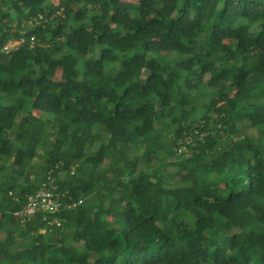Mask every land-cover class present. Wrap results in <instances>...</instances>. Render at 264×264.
I'll use <instances>...</instances> for the list:
<instances>
[{
  "label": "trees",
  "instance_id": "trees-1",
  "mask_svg": "<svg viewBox=\"0 0 264 264\" xmlns=\"http://www.w3.org/2000/svg\"><path fill=\"white\" fill-rule=\"evenodd\" d=\"M0 264H264V0H0Z\"/></svg>",
  "mask_w": 264,
  "mask_h": 264
},
{
  "label": "built area",
  "instance_id": "built-area-1",
  "mask_svg": "<svg viewBox=\"0 0 264 264\" xmlns=\"http://www.w3.org/2000/svg\"><path fill=\"white\" fill-rule=\"evenodd\" d=\"M60 15V13H58ZM25 44L24 39H19L17 41H10L3 51L5 53H10L13 50H19ZM34 38L32 39V46H34ZM208 132L200 133L195 131V135L203 138ZM184 140L182 141V146L178 150V154L189 153V145H194V138L190 135H185ZM68 197V192L60 193L58 192V186L56 185L55 179L52 176H49L45 182L42 183L41 188L34 195L28 197V201L24 208L20 211L14 213V216L19 218L22 224H26L32 221L37 216H42L43 221L48 223L49 216H54L62 209L73 210L83 204V201L73 202L71 199L65 200ZM54 224L60 226L58 221H54ZM52 223V224H53Z\"/></svg>",
  "mask_w": 264,
  "mask_h": 264
},
{
  "label": "rangeland",
  "instance_id": "rangeland-1",
  "mask_svg": "<svg viewBox=\"0 0 264 264\" xmlns=\"http://www.w3.org/2000/svg\"><path fill=\"white\" fill-rule=\"evenodd\" d=\"M57 77H59V76H57ZM37 113V112H36ZM38 114V113H37ZM253 136H258V129H252V130H250L249 131ZM164 147H165V149H166V151H167V153H168V161H169V164H170V162H173L174 161V154H171V143L169 142V141H166L165 142V144H164ZM183 156H185V158H187V157H190V155L188 154V153H186V154H184ZM135 161L136 162H138V159H137V157H136V159H135ZM141 165H144L143 163H140ZM144 167L147 169V170H151L152 168H153V166L152 165H150V164H145L144 165ZM157 169H159V167H158V165H157ZM170 169L171 170H174V168L173 167H170ZM34 171L31 173V175L30 176H34ZM14 228V227H13ZM42 232H45V231H42ZM75 240V241H74ZM73 241H74V243H77V239H74ZM68 242H71V239H69L68 240ZM16 243L18 244V243H20V236H17L16 237Z\"/></svg>",
  "mask_w": 264,
  "mask_h": 264
}]
</instances>
